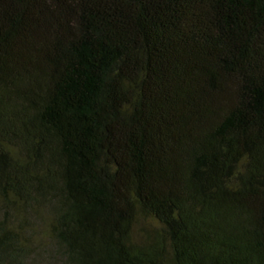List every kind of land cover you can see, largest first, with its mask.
I'll list each match as a JSON object with an SVG mask.
<instances>
[{
    "label": "trees",
    "instance_id": "16d2710c",
    "mask_svg": "<svg viewBox=\"0 0 264 264\" xmlns=\"http://www.w3.org/2000/svg\"><path fill=\"white\" fill-rule=\"evenodd\" d=\"M0 264H264V0H0Z\"/></svg>",
    "mask_w": 264,
    "mask_h": 264
}]
</instances>
